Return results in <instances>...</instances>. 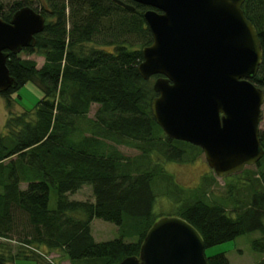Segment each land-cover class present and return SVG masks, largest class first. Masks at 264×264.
Here are the masks:
<instances>
[{"label": "trees", "instance_id": "trees-1", "mask_svg": "<svg viewBox=\"0 0 264 264\" xmlns=\"http://www.w3.org/2000/svg\"><path fill=\"white\" fill-rule=\"evenodd\" d=\"M120 1L133 10L113 0H24L7 8L0 2L3 21L24 5L44 17L33 46L21 50L40 55L41 65L18 53L7 52L5 59L15 84L0 91L7 112L0 134V238L16 244L11 249L0 242L6 249L0 264H52L39 246L62 250L70 264H117L137 255L145 231L160 217L153 211L151 187L156 168L163 172L159 159L183 162L194 157L191 150L201 151L166 137L155 123L153 80L141 78L136 69L141 48L151 42L142 16L147 7ZM240 8L262 52L250 81L264 90V0H243ZM26 83L36 86L40 97L15 113L13 97ZM91 104L96 109L88 117ZM258 140L262 155L254 163L256 174H245L246 196L233 216L205 200L208 177L186 199L177 189L168 197L177 203L173 215L198 231L204 248L257 232L250 248L262 255L254 264H264V130ZM119 145L139 154L124 157ZM82 185L90 186L92 200L70 199ZM49 188L55 191L53 207ZM94 218L113 223L118 236L95 241ZM205 260L228 264L223 253Z\"/></svg>", "mask_w": 264, "mask_h": 264}, {"label": "water", "instance_id": "water-1", "mask_svg": "<svg viewBox=\"0 0 264 264\" xmlns=\"http://www.w3.org/2000/svg\"><path fill=\"white\" fill-rule=\"evenodd\" d=\"M132 1L147 7L142 16L151 42L141 48L136 69L143 79L157 75L150 111L163 134L199 147L218 177L253 165L262 155L257 125L264 94L250 79L262 52L241 11L243 0ZM43 25L44 17L28 6L8 21L0 18V91L15 84L5 65L7 52L33 46ZM203 250L198 231L168 215L145 231L137 255L117 264H207Z\"/></svg>", "mask_w": 264, "mask_h": 264}, {"label": "rangeland", "instance_id": "rangeland-1", "mask_svg": "<svg viewBox=\"0 0 264 264\" xmlns=\"http://www.w3.org/2000/svg\"><path fill=\"white\" fill-rule=\"evenodd\" d=\"M15 1L24 0H0L5 8L12 5ZM98 47L104 50L110 49L107 46ZM18 55L20 57L31 58L35 60L36 67H39L43 60L40 55L35 53L25 55L22 51H20L18 52ZM17 95L18 97H13V104L11 105L12 111L15 113L19 112V109L30 108L40 97V92L36 86L32 85L31 83H26L17 89ZM5 108V100L0 95V133H2L3 123L7 114V112L4 111ZM95 109L96 105L91 104L87 116L92 117ZM260 110L261 115L257 125L259 131L264 130V97L262 104L260 105ZM117 148L124 157L131 158L139 154V151L130 146L119 145ZM191 153L195 154L194 157L191 160L183 162L159 159L163 172L159 168H156L157 171L154 173L155 179L151 182L152 191L155 194V201L153 205L154 213L160 217L173 215L175 209L177 208V203L171 196L168 197V192L169 195H172V192L177 189L182 194L180 199H186L187 196H190L192 192L191 190L197 185L199 186L201 184V181L203 180L202 178L208 177L211 178V180L207 179L204 186V194L205 198H207L205 200L223 206L226 213L230 216H233L234 208L241 205L243 203L242 199H244L246 196V191L243 189V183L241 182L244 181L247 171H252L256 174L255 165H245L240 171L236 173L218 177L207 166L202 151L191 150ZM163 174H168L167 179L163 177ZM200 189L203 188H199V190ZM69 198L74 200L91 201L92 194L90 186L82 185L74 193L70 194ZM54 200L55 191L52 188H49V207H53ZM91 229L96 241L109 240L118 236L116 226L113 223L106 222L101 219H92ZM257 236V232H252L242 234L232 240L207 246L203 250L204 256L223 253L227 258L228 264H254L262 257L260 253L253 251L250 248L251 240Z\"/></svg>", "mask_w": 264, "mask_h": 264}, {"label": "crops", "instance_id": "crops-1", "mask_svg": "<svg viewBox=\"0 0 264 264\" xmlns=\"http://www.w3.org/2000/svg\"><path fill=\"white\" fill-rule=\"evenodd\" d=\"M20 111L22 109H19ZM6 112V108L4 110ZM6 114V113H5ZM4 132V123H3V128H2V133ZM1 134V133H0ZM90 233L92 238L96 241L93 233H92V229H91V222H90ZM0 242L1 243H9L7 247H11V249H13V245H15L16 243L13 240H4L2 238H0ZM7 242V243H6ZM5 247L0 246V253L1 252H6V249H4ZM39 250H41L42 252H44L46 254V257L48 258V260L52 263V264H70L69 260L67 259L66 255L64 254V252L60 249H55V250H48L45 247H41L39 246L38 248Z\"/></svg>", "mask_w": 264, "mask_h": 264}, {"label": "flooded vegetation", "instance_id": "flooded-vegetation-1", "mask_svg": "<svg viewBox=\"0 0 264 264\" xmlns=\"http://www.w3.org/2000/svg\"><path fill=\"white\" fill-rule=\"evenodd\" d=\"M24 6H26V5H24ZM21 7H22V6H21ZM145 9H147V8H145ZM156 77H157V75H152V76H150L149 78H151L152 80H154Z\"/></svg>", "mask_w": 264, "mask_h": 264}]
</instances>
